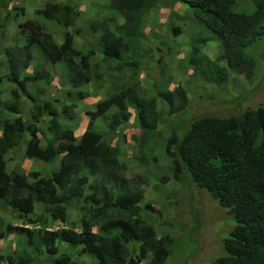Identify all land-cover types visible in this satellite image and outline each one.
Listing matches in <instances>:
<instances>
[{"label": "trees", "instance_id": "16d2710c", "mask_svg": "<svg viewBox=\"0 0 264 264\" xmlns=\"http://www.w3.org/2000/svg\"><path fill=\"white\" fill-rule=\"evenodd\" d=\"M2 1L5 20L0 19V38H5L6 24L14 11L23 13L24 8L12 5L15 0ZM172 1H182L198 25L202 21L207 28L202 27L216 35L211 34L221 48L215 60L200 56L206 41L197 39L203 38V28H198L189 55L194 73L202 72L217 86L228 85L232 72L254 80L258 58L253 47L264 40V0H254L256 7L250 14L234 10L237 0ZM43 2L47 5L37 14L62 27L61 44L53 31L38 20L27 19L19 24V32L28 43L5 48L9 60L5 78L16 85L10 101L2 100L0 77V209L19 221L6 224L0 216V239L11 234L20 238L19 252L0 255V264H80L83 255L92 259L90 264H142L145 259L146 264H164L175 238L170 232L159 236L155 225L145 219L144 212L151 211L152 203L147 201L143 183L127 178L121 149L110 142L109 135L130 121L128 101L139 109L140 139H147L160 126L162 112L178 115L191 104L184 86L170 89V81H161V73L168 71V59L173 55L169 42H163L164 52L154 49L160 71L147 75L152 88L142 90L139 78H135L146 59L154 60L139 40L145 17L168 2L105 0L104 10L99 8L95 16L88 17L87 28L77 25V0ZM102 17L118 23L122 19L123 23L113 29L112 21L96 22ZM91 28L98 33L99 49L92 45L84 53L76 47V37ZM169 29L174 35L182 32L174 23ZM36 46L47 63L62 62L56 74L44 73L45 85L49 91L55 90L53 82L59 77L64 92L61 97L67 101L59 96L42 97L44 90L37 85L42 74L23 77L33 66ZM106 77L112 79L107 85L110 93L105 97L93 94L87 84H93L98 94L105 87ZM29 83L36 85L35 96L27 91ZM23 94L33 103L27 118H7L5 109L21 112ZM159 103L161 111L157 110ZM76 108L85 109V117L78 115L79 111L76 119L70 116V109ZM112 109L116 111L108 116ZM45 117H51L48 127H39ZM97 120H104L107 129L100 131ZM83 122L85 126H81ZM185 132L168 148L174 179L180 182L186 169L195 185L208 192L236 223L223 239L226 254L211 264H264V104L238 116H203ZM26 134L32 138L24 156L39 161L37 171L28 175L10 171L12 158H6ZM176 143L175 151H171ZM69 210L80 213L79 219L74 220L75 215L69 218ZM62 242L68 247L63 249Z\"/></svg>", "mask_w": 264, "mask_h": 264}, {"label": "rangeland", "instance_id": "374dc122", "mask_svg": "<svg viewBox=\"0 0 264 264\" xmlns=\"http://www.w3.org/2000/svg\"><path fill=\"white\" fill-rule=\"evenodd\" d=\"M55 1L60 3L59 0ZM77 1L80 4L78 26L87 28L90 19L86 12L90 11L94 4L100 3V0ZM165 1L169 6H158L150 17L155 33L148 39V48L153 54L154 60L150 62L146 59L143 63L141 69L145 71V77L143 73L138 75L142 77L139 81L140 88L142 90L152 88V81L147 75L159 74L160 71L156 68L158 66L157 54L154 51L156 47L152 45L157 39H160L161 42L174 39L169 33V26L174 23L176 26H181L182 34L186 36L182 38L178 46V50H180L178 55L174 56L175 52H173L172 57L168 59V71L161 73L160 78L164 83L170 80L172 87L178 84L184 85L190 95L191 104L186 111L178 115L162 112L160 126H157L147 139H140L141 132L137 125L139 110L136 105L128 102L132 113L130 121L120 125L114 133H110L109 138L113 145H117L121 149V158L127 165V178L141 181L146 190L147 201L152 203L151 211L144 212L145 219L148 223L155 225L159 236L164 232H170L175 238L172 252L164 264H211L216 258L226 254L223 239L230 235L236 225L235 220L208 192L195 185L186 169L180 175V182L174 179L168 148L174 138L180 141L183 137L182 134L188 130L189 126L203 116H238L248 108L264 104V40L256 43L253 47V52L258 58L254 80L249 81L232 72L228 85L217 86L214 82L207 81L202 72L194 73L193 67L189 63L191 46L196 39V36L192 35L198 34V28H203L202 24L204 26L205 24L201 21L202 24L198 25L193 21L194 18L188 13L182 1H177L175 4L172 0ZM255 7L254 0H237L234 10L250 14L255 10ZM206 28L202 29L204 39L197 36V39L206 41L200 56L215 60L220 55L221 48L214 40L212 31ZM159 29L161 30L159 31ZM85 31L86 29L83 32ZM155 35L160 37L156 39ZM96 43L97 40L94 37L87 40L86 43L76 42V47L86 53L89 52L88 44ZM161 50L166 51V47ZM32 57L33 66L31 68L35 74H42L39 86H44L47 81L46 74H44L47 67L40 47L33 48ZM60 64L58 63L54 67L60 68ZM174 69L177 71L175 72ZM52 73L56 74L57 69H53ZM105 82L104 89L98 94L94 92L93 84H87V86L93 94L105 97L110 93V88L107 85L112 82V79L106 77ZM59 86L55 85V88L60 90L61 83ZM61 99L67 101L62 97ZM89 104V102L86 103V106ZM24 109L27 111V115L30 110L27 103ZM76 109V111L70 109L69 115H72L74 119L78 115L85 117V109L81 108V111L79 108ZM57 111H59V107ZM78 111L79 113H77ZM115 111L112 109L108 116ZM47 119L50 120L49 117ZM85 124L86 122H83L81 126H85ZM96 124L100 131L107 129L104 120H97ZM176 146L177 143L171 145V151H175ZM22 161L23 157L20 156L17 170H21ZM35 168L37 167L35 166ZM164 179H167L168 183H164ZM142 207H145V203L142 204ZM78 228L80 230V225ZM13 241L11 240V242ZM7 245H9L8 239L0 241V253ZM62 246L63 249L66 248V244ZM135 247H139L138 242L135 243ZM80 257V264H90L92 261L88 256ZM147 260H143L142 264H146Z\"/></svg>", "mask_w": 264, "mask_h": 264}, {"label": "crops", "instance_id": "0c3cea01", "mask_svg": "<svg viewBox=\"0 0 264 264\" xmlns=\"http://www.w3.org/2000/svg\"><path fill=\"white\" fill-rule=\"evenodd\" d=\"M0 1H2V0H0ZM2 2L5 4V1H2ZM59 2L60 3H66V0H59ZM21 4H24L27 7L26 16H20L19 18L12 16L11 20L8 24L9 25V34L5 38H0V77H3L2 100L4 102L10 101L12 99L11 91H12V89H16V85L13 83H10L5 78L6 73L9 70V60H8L7 54L5 53V48L10 47L11 45L13 46L14 44L19 45V46H23L26 44V39L23 36L19 35L17 32L18 23L20 21L24 20L25 17H33L35 15V10L37 8L43 6L45 3L43 2V0H15L12 3V5H21ZM166 5L169 6V4H166ZM99 8L101 11L104 10L105 0H100V3L98 6L94 4V6L90 9V11L86 12L87 17L95 16L97 14V11ZM186 9H187V7H186ZM187 11H189V10L187 9ZM153 12L152 13L150 12L151 14L149 16L145 17L144 30L146 32H150V30L153 28V25H152V22L150 19V17L153 15ZM4 17H5V13L2 9H0V19L4 20ZM111 19H113V18H111ZM192 20L196 22V20H194V19H192ZM111 23H112V28L116 29L117 25H120L123 23V20L121 19L119 21V23L115 22V21H112ZM54 28L56 30L55 40L57 41V43L61 44V42H62L61 33L63 32V29L59 24H54ZM160 30L161 29H159V31ZM185 36H186L185 34H181V35L175 37L174 39L168 40L170 46L172 47L173 52H175L174 56L178 55V53L180 51V50H178V46L181 43L182 38ZM192 36H196V35L193 34ZM87 40H89V37L86 34L81 33L78 37H76V42L81 41L83 43H86ZM152 46L164 49L163 42H161L160 39L155 40V42L153 43ZM201 52H202V50H201ZM174 71L176 72L177 69H174ZM142 73H143V75H145L144 70H142ZM34 74H35V72H34L33 68H30L25 72L23 77L25 75H34ZM140 79H141V77H140ZM58 80H59V77H56L54 82H53L54 87H55V85L59 86L60 83ZM40 82H41V79L39 78L37 85H40ZM35 87H36V85H34V84H31V86H30V84H27L28 93L35 96ZM151 87H152V85H151ZM42 88L44 91L41 95L44 99H50V98L53 99L55 96H62L64 94L62 88H60V90L55 88L54 92L49 91L48 87H46V86H42ZM52 95H53V97H52ZM26 103L30 108L33 106V103L29 99L28 95L23 94L22 102L20 104V106H22V110L20 113L10 112L7 109H5V107H4L5 114L7 115V118L10 119V118L22 117V118L26 119L27 118V115H26L27 111L24 109L26 107ZM23 105H24V108H23ZM47 118L48 117H45L46 121L43 124H38V126L39 127L43 126L44 128L48 127L49 119H47ZM49 118L51 119V117H49ZM1 135H2V132L0 129V136ZM31 138H32L31 134H26L22 144L19 147L15 148V150L13 152H11L10 154L7 155V157H6L7 159L12 158V160L9 161V166H8L10 171L17 170V162H18V159L20 158V156L23 157V161L21 164V170H17V171H19L20 173L27 174V175L30 174L31 172L37 171L38 168H35V166L38 167L39 161H37L35 159H29V158H26L24 156L26 149H27V145L30 142ZM72 215L77 216V218H73L74 220H78L79 216H81L80 213L75 212L74 210H69V218H71ZM0 216L4 219L6 224H8V223H19V221L13 219L12 217H9L1 209H0ZM56 224H58V223H56ZM56 228H58V227H56ZM5 239H8L9 245L4 247V251L1 252L0 255L5 254L6 252H10V251L19 252L20 238H19L18 234H11L4 239H0V241L3 242V241H5ZM11 240H14V241L11 242ZM63 244H66V248L68 247L67 242H62V245ZM10 246H12L11 249H10Z\"/></svg>", "mask_w": 264, "mask_h": 264}, {"label": "clouds", "instance_id": "9594fccd", "mask_svg": "<svg viewBox=\"0 0 264 264\" xmlns=\"http://www.w3.org/2000/svg\"><path fill=\"white\" fill-rule=\"evenodd\" d=\"M66 3H67V0H66ZM62 4H64V3H62ZM47 4H44L43 6H41V7H39V8H37L36 10H35V15L33 16V17H25L24 18V20H22V21H20L19 23H18V28H17V32H18V34L19 35H21L20 34V32H19V24L20 23H22V22H24V21H26L27 19H31V20H38L39 21V23L41 24V26H44L45 27V29L46 30H50V31H53V37L55 38V34H56V30H55V28H54V24H58V22L57 21H55V20H48L47 18H45V17H43V16H39L38 14H37V11L39 10V9H43L45 6H46ZM15 6H17V7H23L24 8V12L23 13H21V12H19V11H14V16L16 17V18H19L20 16H26V14H27V7H26V5H24V4H21V5H15ZM79 10H80V7H79ZM13 16V17H14ZM80 18V17H79ZM5 20V19H4ZM78 21H79V19H78ZM109 22V21H111V19L110 18H108V17H102L101 19H99V20H97L96 22ZM145 21V20H144ZM7 25V27H8V31H7V35L9 34V25L8 24H6ZM77 25H78V22H77ZM179 26V25H178ZM179 27H181V26H179ZM182 29V28H181ZM183 32V31H182ZM182 32H181V34H182ZM153 33H155V31H154V28H152L151 30H150V32H146L145 30H144V22H143V24H142V27H141V38L139 39L140 40V42H141V44H142V46H141V48H144V50L147 48L148 50H149V48H148V44H149V42H148V39H149V37L153 34ZM169 33H170V35L172 36V38H175V37H177V36H179V35H181V34H179V35H174V33H173V31H170V29H169ZM82 34H86L88 37H89V40L90 39H92V38H94L95 37V39L97 40V43L96 44H88V47H89V51L91 50V46L92 45H94V46H96L97 47V49H99V45H98V33H96V32H94L93 31V28H91L88 32H83ZM21 36H23V35H21ZM25 39H26V44L28 43V39H27V37L26 36H23ZM155 38L157 39V37H156V35H155ZM165 42H168V41H165ZM25 44V45H26ZM12 46V45H11ZM19 46V45H18ZM24 46V45H23ZM19 47H22V46H19ZM140 48V49H141ZM156 48H159V47H156ZM161 49V48H160ZM145 52H147V54H148V51L146 50ZM152 61V60H151ZM150 61V62H151ZM44 63H45V65H46V67L47 68H45V72H49V71H52L53 69H55V68H57V67H54V65H56V64H58V63H62V62H58V63H56V64H51V63H47V61L44 59ZM143 63H145V61L143 62ZM32 67V66H31ZM30 67V68H31ZM29 68V69H30ZM156 68H158V66L156 67ZM28 70V69H27ZM26 70V71H27ZM140 73L142 74V69H140L139 70V72H138V75H140ZM135 76V78L136 77H138L139 78V81L142 79V77L141 76ZM144 76V75H143ZM140 77H141V79H140ZM145 77V76H144ZM23 78V77H22ZM147 78V77H146ZM152 81V80H151ZM170 81V80H169ZM30 84V83H29ZM170 84H171V81H170ZM35 85V84H34ZM152 85H153V82H152ZM39 86V85H38ZM44 86H46V85H44ZM170 86V89H174L175 87H176V85L174 86V87H172V85H169ZM184 86V85H183ZM40 87H42V86H40ZM185 87V86H184ZM186 89V88H185ZM187 90V89H186ZM189 94V93H188ZM23 96V95H22ZM189 99H190V95H189ZM128 102H130V101H128ZM133 104V103H132ZM134 105H136V104H134ZM136 108H138L137 107V105H136ZM139 110V109H138ZM157 110L158 111H161L162 110V108H161V103H159V106H158V108H157Z\"/></svg>", "mask_w": 264, "mask_h": 264}]
</instances>
